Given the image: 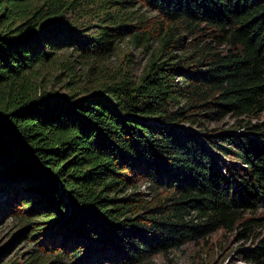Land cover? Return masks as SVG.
Wrapping results in <instances>:
<instances>
[{
	"label": "trees",
	"instance_id": "obj_1",
	"mask_svg": "<svg viewBox=\"0 0 264 264\" xmlns=\"http://www.w3.org/2000/svg\"><path fill=\"white\" fill-rule=\"evenodd\" d=\"M85 20L97 31L79 30ZM126 38L159 46L141 76L37 96L38 67L95 63ZM69 50L73 62L58 59ZM263 113L264 0H0V216L51 226L36 232L57 263L150 264L218 231L253 237ZM226 115L251 118L238 124L251 134L206 125ZM247 257L264 264V238Z\"/></svg>",
	"mask_w": 264,
	"mask_h": 264
},
{
	"label": "rangeland",
	"instance_id": "obj_2",
	"mask_svg": "<svg viewBox=\"0 0 264 264\" xmlns=\"http://www.w3.org/2000/svg\"><path fill=\"white\" fill-rule=\"evenodd\" d=\"M75 19L76 17L72 18V21H75ZM98 24L97 22L85 20L78 22L76 27L88 36L97 31ZM129 40V38L122 40L112 54L98 62H90L86 65L71 63L73 65L72 70H67L62 65L57 64L51 67L52 63L50 62L38 67L39 73L34 82V90L37 96L53 94L64 98L72 95H88L102 89L101 86L106 81L105 72L109 77H112L119 69L122 71L134 69L135 76H141L159 46L154 43L151 49L145 50L135 46ZM131 54L135 60L133 67L129 65ZM58 59L73 62L75 55L71 50L63 51ZM93 66L94 69L91 70ZM247 121H251V118L240 120L231 115H226L220 119H212L206 125L217 132L236 131L248 134L249 131H245L239 126ZM254 122L264 124V113L256 117ZM193 131L200 133L197 128H194ZM255 139L264 146V137L256 136ZM216 156L228 165L247 170L245 168L246 164L241 161L236 162L232 155L227 158L220 153H216ZM228 176L230 179L232 177V186L235 190L244 182L239 176L234 177L232 174ZM249 177L246 173L243 178L249 179ZM146 188L147 186L142 185L141 191L146 192ZM17 209H20V206ZM12 215L13 217L0 216V264H76V261L68 257L63 259L61 263H57L56 254L40 245L42 244L41 239H43L44 231L36 232V230L50 228L51 226L34 223L32 227L28 228V225L19 221V217L24 215V211L16 210L15 214ZM256 218L262 220V225L253 237L240 235L243 232L242 230L234 232L218 231L198 241L190 240L168 256L165 254L155 255L150 264H256L248 261L247 253L257 245L259 240L264 238V209L259 211ZM35 256H38V260L33 262L31 257Z\"/></svg>",
	"mask_w": 264,
	"mask_h": 264
}]
</instances>
